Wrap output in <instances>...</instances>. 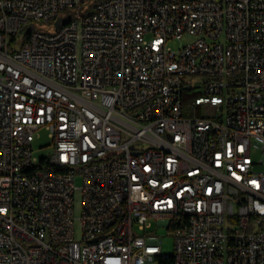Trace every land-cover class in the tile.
Masks as SVG:
<instances>
[{
  "label": "built area",
  "instance_id": "built-area-1",
  "mask_svg": "<svg viewBox=\"0 0 264 264\" xmlns=\"http://www.w3.org/2000/svg\"><path fill=\"white\" fill-rule=\"evenodd\" d=\"M89 1L0 0V264H264V0Z\"/></svg>",
  "mask_w": 264,
  "mask_h": 264
},
{
  "label": "rangeland",
  "instance_id": "rangeland-1",
  "mask_svg": "<svg viewBox=\"0 0 264 264\" xmlns=\"http://www.w3.org/2000/svg\"><path fill=\"white\" fill-rule=\"evenodd\" d=\"M97 2V0H91L81 6V8H75V12L81 11L82 14H86L85 12L91 8V6ZM81 17H64V24L68 23L70 20L80 19ZM35 30H49L50 25L43 21H33L26 25L24 28L23 33L20 35L22 39L30 30L31 28ZM54 29V28H53ZM198 37L192 35H185L180 40H171L169 45L174 50H179L180 48L186 46L187 44L195 41ZM224 41V40H223ZM225 43V41L223 42ZM194 83L196 86H199L202 89V81L200 77L193 78ZM40 137L37 138L33 145L34 155L38 158H48L52 154L53 146L51 143V139L49 137L48 132L45 129H42L40 132ZM255 157L260 158L261 154H255ZM81 180L77 179L76 186L79 188L81 187ZM81 201L82 195L81 191L77 190L75 193V214L77 217L81 215ZM77 227H79V223L76 222ZM158 234L163 235V250L165 253H172L174 251V244L173 239L168 236V231L165 227H160L158 229Z\"/></svg>",
  "mask_w": 264,
  "mask_h": 264
},
{
  "label": "bare ground",
  "instance_id": "bare-ground-1",
  "mask_svg": "<svg viewBox=\"0 0 264 264\" xmlns=\"http://www.w3.org/2000/svg\"><path fill=\"white\" fill-rule=\"evenodd\" d=\"M64 25H84V17L70 20ZM26 173H30V179L39 180L40 171H38V163H26ZM166 261H175V254H166Z\"/></svg>",
  "mask_w": 264,
  "mask_h": 264
},
{
  "label": "trees",
  "instance_id": "trees-1",
  "mask_svg": "<svg viewBox=\"0 0 264 264\" xmlns=\"http://www.w3.org/2000/svg\"><path fill=\"white\" fill-rule=\"evenodd\" d=\"M98 1H101V0H97V2H98ZM195 95H196V94H191L190 96H195Z\"/></svg>",
  "mask_w": 264,
  "mask_h": 264
},
{
  "label": "water",
  "instance_id": "water-1",
  "mask_svg": "<svg viewBox=\"0 0 264 264\" xmlns=\"http://www.w3.org/2000/svg\"><path fill=\"white\" fill-rule=\"evenodd\" d=\"M22 31H20V33H21Z\"/></svg>",
  "mask_w": 264,
  "mask_h": 264
}]
</instances>
